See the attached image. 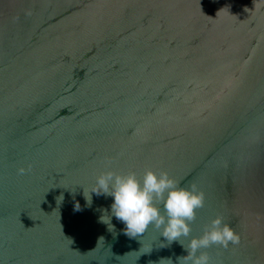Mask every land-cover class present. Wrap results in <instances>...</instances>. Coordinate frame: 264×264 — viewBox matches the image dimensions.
Returning <instances> with one entry per match:
<instances>
[{
	"label": "water",
	"instance_id": "water-1",
	"mask_svg": "<svg viewBox=\"0 0 264 264\" xmlns=\"http://www.w3.org/2000/svg\"><path fill=\"white\" fill-rule=\"evenodd\" d=\"M149 169L204 193L185 246L221 216L197 254L264 264V0H0V264H180L83 194Z\"/></svg>",
	"mask_w": 264,
	"mask_h": 264
},
{
	"label": "clouds",
	"instance_id": "clouds-1",
	"mask_svg": "<svg viewBox=\"0 0 264 264\" xmlns=\"http://www.w3.org/2000/svg\"><path fill=\"white\" fill-rule=\"evenodd\" d=\"M23 171V169H21ZM92 193L96 195L111 196L110 207L101 206L100 222L114 229L113 217L124 224L123 231L130 237L144 234L151 224L162 226L161 235L167 241H179L187 250L186 255L177 257L180 264H208L209 256L206 252H200L212 243H220L227 246L229 242H238L240 237L228 224L223 222V217L217 216L211 221V227L199 237H192L187 246L181 241V236H189L191 233L190 220L195 218L196 209L203 206L204 193L197 190L195 184L190 187L180 185L176 179L166 171L157 173L149 169L143 179H139L135 172L118 174L107 171L97 177L96 184L86 196L87 204L92 203ZM157 201L162 202L161 205ZM74 208L81 209L79 201Z\"/></svg>",
	"mask_w": 264,
	"mask_h": 264
}]
</instances>
